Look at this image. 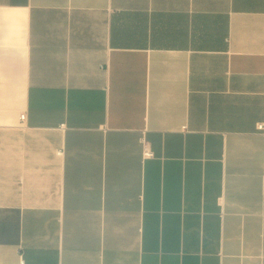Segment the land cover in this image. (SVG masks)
<instances>
[{
  "label": "crops",
  "instance_id": "obj_1",
  "mask_svg": "<svg viewBox=\"0 0 264 264\" xmlns=\"http://www.w3.org/2000/svg\"><path fill=\"white\" fill-rule=\"evenodd\" d=\"M260 124L264 0H0V264H264Z\"/></svg>",
  "mask_w": 264,
  "mask_h": 264
},
{
  "label": "built area",
  "instance_id": "obj_2",
  "mask_svg": "<svg viewBox=\"0 0 264 264\" xmlns=\"http://www.w3.org/2000/svg\"><path fill=\"white\" fill-rule=\"evenodd\" d=\"M20 119L24 120V115H21ZM258 129L259 130H264V124H260L258 126ZM142 146H143V156L144 157H148V158H152L153 157V153L151 152L149 144H148V142L145 139L142 141ZM21 264H22V262H21Z\"/></svg>",
  "mask_w": 264,
  "mask_h": 264
}]
</instances>
